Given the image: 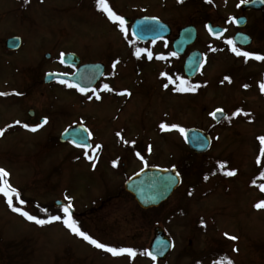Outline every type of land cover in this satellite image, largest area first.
Wrapping results in <instances>:
<instances>
[{
    "label": "rangeland",
    "instance_id": "rangeland-1",
    "mask_svg": "<svg viewBox=\"0 0 264 264\" xmlns=\"http://www.w3.org/2000/svg\"><path fill=\"white\" fill-rule=\"evenodd\" d=\"M237 2L108 0L119 15L152 14L167 22L172 30L164 40L167 46L180 27L196 26L197 38L190 47L203 55V67L193 80L199 82V89L191 95H173L170 89L160 90L161 73L181 76L177 66L182 58L167 52L156 63L146 51L137 56V49L155 54L166 52V45L149 43L148 48L135 42L129 31L126 37L97 8L96 0H0V92L15 89V96L10 91V96L0 97V123L25 117L28 109L37 113L32 119L26 116L30 123L39 116L51 117L33 134L16 127L0 137V167L7 170L9 182L26 201L19 205L14 198V204L46 217L59 214L54 199L67 202L65 198L71 197L72 215L81 230L103 243L137 251L134 257L113 256L61 221L36 224L14 212L0 194V264H153L144 257V250L149 249L157 226L172 242L162 264H215L225 256L234 264H264V208L255 207L264 200L259 187L264 184L260 176L264 155L257 139L264 135V93L258 84L263 80L264 61L245 60L225 43L235 30L227 14L240 13ZM246 15L242 30L253 39L246 50L264 54V6ZM205 21L225 26L228 34L219 41L208 39ZM14 35L21 38V44L9 52L4 40ZM68 51L81 56V61L105 64L107 79H101L97 87L108 84L111 90H104L98 103L72 93L59 81L43 83L45 71L64 70L61 53ZM45 52L50 53L48 59ZM226 76L230 79L225 80ZM109 77L115 79L112 84ZM125 87L130 95H115ZM215 106L226 113L216 123L209 118ZM237 108L243 112L232 116ZM115 112L125 120L113 127ZM133 119L138 123L133 124ZM78 120L93 133L90 154L56 138L64 125ZM161 122L184 129L199 127L210 135L211 146L206 152L193 153L182 142L179 130L161 129ZM114 132L122 133L124 144L115 139ZM258 155L260 164L256 163ZM96 156L100 160L95 169ZM155 164L175 166L183 182L164 203L142 209L123 189V182L143 165ZM231 169L235 173L227 175ZM41 208L48 212H40ZM225 232L238 239H229Z\"/></svg>",
    "mask_w": 264,
    "mask_h": 264
},
{
    "label": "snow or ice",
    "instance_id": "snow-or-ice-1",
    "mask_svg": "<svg viewBox=\"0 0 264 264\" xmlns=\"http://www.w3.org/2000/svg\"><path fill=\"white\" fill-rule=\"evenodd\" d=\"M252 0H239V4H237V7L240 6V4H244V3H251ZM261 3H264V0H260ZM96 6L98 9H102L107 17L112 20L114 23H116L119 28L121 29L122 32L125 33L126 37L128 34V28L126 26L127 22L125 20V18L122 15H118L115 11H113V9L109 6L108 4V0H96ZM156 20L158 18L156 17H146L145 20ZM229 20L233 23H239L238 18L236 17H229ZM205 27L208 29V31L213 35V36H217L219 37L220 33L225 31L224 29H215L212 26L205 24ZM141 31H147V32H154L155 31V26L153 25H142L141 26ZM132 35H136L135 32L132 33ZM245 39H247L246 37H244ZM131 43V41H129ZM153 43H155V39H153ZM225 43L231 46V51L233 53H235L237 56H243L245 60L249 59V58H253L257 61H264V54H261L258 51H248L245 50L241 47H238L236 45V42L234 41L233 38L229 37L225 40ZM182 44V41L178 42V45ZM142 51H148L147 49H137L136 50V55L139 56L141 54ZM168 56H177L178 52L173 51V52H169L167 54ZM148 56L149 58H151L152 53L148 52ZM63 57H64V53H61V59L63 62ZM158 59H165V57L163 55H158L157 56ZM115 63V62H114ZM199 66V58H197V62L194 65V67H198ZM52 75V74H49ZM58 75V74H57ZM74 75V74H73ZM161 75H167L166 73H161ZM86 78H91V77H86ZM169 81H172L173 78L171 76H168ZM225 80H229V77H224ZM175 80L180 82V86L173 88V91H179V92H194L196 91V86H191L190 82L188 80H186L184 77L182 76H177L175 77ZM61 83H67V81L65 80H61ZM259 84V89L262 93H264V80H261L258 82ZM71 87H75L78 91H80L81 93H88L89 91H91L92 94L88 95V99L91 100L93 99V96H95V98L97 100H99L101 97L97 94V89H89L87 87H81L80 84L75 83V84H71L69 85ZM102 87L105 90H111L108 84H103ZM165 88H168L169 85L168 84H164ZM243 87L247 88L248 85L245 84L243 85ZM15 90H13L14 92ZM10 93L7 92H0V95H9ZM19 94V93H16ZM121 94H130L128 93L127 89H124L122 91ZM243 110L240 108H237L231 115L232 116H236L238 113H242ZM218 114H223V109H215L213 112H210L209 115L216 117ZM245 115H247V113H244ZM47 122V117H42L40 120V123H35V124H29V123H23V127L26 129H30L31 131H36L37 129H39L44 123ZM14 124H21V121L17 120L13 122ZM160 128L161 129H179V131L181 133H184L186 130L181 127L178 124H166L164 122H161L160 124ZM4 129L0 128V134H3ZM65 134H71L72 136H78V135H83L85 133H87V136H91V132H89L86 128L83 127V125H81V127L79 129H72L71 127L66 128L64 130ZM117 135L119 136L120 133H117ZM260 141V154L264 155V135L259 136L257 138ZM76 141L73 140V143H75ZM134 143V142H131ZM96 147H100L99 145H97ZM87 159L92 160L93 157L91 155H88L87 153H85ZM137 156L140 157V159L143 160V157L140 155L139 152L136 153ZM113 163L115 164V161H113ZM256 163L260 164L261 163V156L258 155L256 158ZM218 164H220V162H218ZM95 167V165H93ZM175 166H173L174 168ZM220 167H223V164H220ZM235 169H231L226 171L227 175H233L235 173ZM8 176L9 173L7 172L6 169H4L3 167H0V194H3V197L6 199V202L8 204V206L14 211L17 212L19 214H21L22 216H24L27 220L35 222L36 224L39 225H44L45 223H49L52 221H61L71 232H73L74 234L82 237L84 240L88 241L89 243H91L92 245H94L95 247L105 250L108 253H111L113 256H117V255H122V254H127L129 257H134L137 254L136 249L132 248V247H114L111 246L108 243H103L101 241H99L98 239L94 238L92 235H89L86 231L81 230V228L79 227L78 222L73 218L72 215V209H73V205L71 203L72 198L71 197H66L65 199L67 200V203L62 204L59 207L58 213L59 214H55V215H47L46 217H41L38 215H34L31 212L25 210V208L23 207H19L16 204H14L13 200L15 198L16 202L19 205H24L26 203V201L24 199L20 198V193L18 191L17 188H15L8 180ZM260 176L264 177V172H260ZM174 179H179V173L176 172L175 173V177ZM204 179H208V176L205 175ZM253 184L256 183L255 180L252 181ZM261 191H264V184L259 185ZM189 195H191V193H189ZM255 207L260 209V208H264V200L259 201L258 203L255 204ZM40 212L43 213H47L48 209L46 208H41L39 209ZM200 224L203 226L205 224V221L203 219L200 220ZM224 235L226 237H228L229 239L235 241L238 239L237 236L234 235H230L229 233L225 232ZM233 251H237V249L233 248ZM145 254L148 255L149 257H151V259L153 261L156 260V256L151 252L148 251L147 249L144 250ZM197 264H200L199 261H197ZM215 264H234V262L228 258V257H222L220 258L218 261L215 262Z\"/></svg>",
    "mask_w": 264,
    "mask_h": 264
},
{
    "label": "water",
    "instance_id": "water-1",
    "mask_svg": "<svg viewBox=\"0 0 264 264\" xmlns=\"http://www.w3.org/2000/svg\"><path fill=\"white\" fill-rule=\"evenodd\" d=\"M153 25L155 26L154 32L141 31L142 25ZM132 33H136V37L146 39V38H154L161 36L167 32L166 27L162 24L156 22L155 20H145V18L137 19L134 21L131 27ZM195 37V30L191 26H187L180 30L179 40L177 41V47L179 52H181L184 46L193 41ZM182 41V44L178 45V42ZM6 44L8 47H17L19 44V39L17 37L9 38L6 40ZM197 55H193V67L197 62ZM77 58L75 57L71 63L76 64ZM95 67H98L97 75L100 73V65H82L79 67L78 71L81 73L93 71ZM195 68V67H194ZM76 73L74 75L68 76L66 74H52L49 75L46 79L50 78H61V79H70L74 83H79L76 81V77L81 75ZM75 129V128H73ZM70 135V133L68 134ZM188 135V144L193 149L200 151L205 150L209 145V136L204 134L201 131L190 129L187 133ZM80 136V135H79ZM86 137L85 134L81 135ZM176 171L171 169H161V168H147L143 171H140L136 175H134L130 183L128 185V189L135 195V198L139 202V204L143 207L158 205L161 201L165 200L173 191V189L179 184V179H174ZM156 239L154 240V244L157 243L161 246V253H165L169 247L170 243L165 235L162 234L160 228H156L155 230Z\"/></svg>",
    "mask_w": 264,
    "mask_h": 264
},
{
    "label": "flooded vegetation",
    "instance_id": "flooded-vegetation-1",
    "mask_svg": "<svg viewBox=\"0 0 264 264\" xmlns=\"http://www.w3.org/2000/svg\"><path fill=\"white\" fill-rule=\"evenodd\" d=\"M190 50V49H189ZM178 68V67H177ZM179 76V75H178ZM112 84V83H111ZM114 85V84H113ZM102 89H104L102 86H99V87H97V91L98 90H102ZM124 89H127V91H129L128 93H130V90H128V88H124ZM124 89H119L118 91H116L115 92V95L116 96H118V97H126V96H128V94H121L122 93V91L124 90ZM98 95H100V96H102V92H99L98 93ZM130 95V94H129ZM101 99V98H100ZM100 99L99 100H94V102L95 103H98L99 101H100ZM128 115H131V112L129 111V113H128ZM113 118H115V120L117 121V122H115L114 123V126L113 127H116V126H118L119 124H118V121L120 122V121H122V120H125V116L123 115V114H119V113H113ZM130 123V124H129ZM129 123H127V124H129L128 125V130L131 128V121H129ZM116 129V128H115Z\"/></svg>",
    "mask_w": 264,
    "mask_h": 264
}]
</instances>
